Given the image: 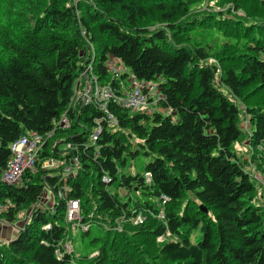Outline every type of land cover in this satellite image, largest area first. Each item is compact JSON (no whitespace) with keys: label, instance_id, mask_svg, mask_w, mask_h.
Here are the masks:
<instances>
[{"label":"trees","instance_id":"16d2710c","mask_svg":"<svg viewBox=\"0 0 264 264\" xmlns=\"http://www.w3.org/2000/svg\"><path fill=\"white\" fill-rule=\"evenodd\" d=\"M34 2L16 0L17 16L0 34V222L16 228L0 239V264H264V195L251 175L264 172V94L245 105V127L231 98L248 87L264 92V18L218 15L210 26L227 34L229 24L236 34L217 44L200 32L201 20L185 26L182 38L194 18L175 22L186 0H43L37 14ZM155 7L163 26L149 29ZM88 44L97 46L100 80L154 81L157 103L169 111L109 104L113 122L93 105L73 106ZM229 47L242 51L240 65L219 69L209 61ZM109 59L126 68L119 77ZM62 116L66 127L57 124ZM31 133L42 137L34 169L19 183L2 181L11 143ZM235 144L239 152L247 146L249 157ZM143 156L151 159L142 163ZM71 200L78 219L67 218ZM196 229L201 237L193 242Z\"/></svg>","mask_w":264,"mask_h":264},{"label":"rangeland","instance_id":"374dc122","mask_svg":"<svg viewBox=\"0 0 264 264\" xmlns=\"http://www.w3.org/2000/svg\"><path fill=\"white\" fill-rule=\"evenodd\" d=\"M15 1L16 0H2L1 1V5H2V8L3 10L5 9L7 12H8V15H9V18H5L3 19L4 21H2L1 19L3 18L4 16V13L2 16H0V34L3 33V30H2V24L5 22V20H9L11 18H14L17 16V14H11V11H12V8L15 4ZM43 0H35V2L31 5L32 10L37 13H39L42 9V5L40 4ZM77 1V0H76ZM29 2V1H28ZM29 4H31L29 2ZM182 5L185 7L184 9H182L177 17V21H175L177 24L179 23L180 25H182L181 22H183V24H185V21L186 20H190L191 18L192 21H190L189 24L187 25H184L182 28V31H180V33H183V36L182 38L183 39H186L185 38V35H184V32L186 31L185 29L183 30V28L185 26H189L190 29H192V25L191 23L195 22L196 21V25L199 26V21L201 20V24L202 27H200V32L202 34H206V35H214V38L218 43H221V42H224V38L227 36V37H231L230 34L234 35L235 33V30H234V26L232 25H229L227 24V26L229 27L230 29V32H228L227 34L224 32L223 29H218L217 27L215 26H210V25H213L210 21H215V17H217L219 15V17L221 19H228L229 17H233L235 19V21H240L242 20V16L244 17V15H250V17L252 16L254 19L252 20L253 22H251V20L249 21V23H255V21H261L263 18H264V0H186L185 3H182ZM22 6L25 7V5L22 3ZM189 11V15H186V13ZM78 12H80L79 14L81 15V9H78ZM158 13V10L156 9V7L154 8V12L152 13V15L150 17H148L147 19H145V21H147L146 23V26L149 28V29H152V28H155V27H158V26H163V22L158 20V18L160 17ZM35 14V15H36ZM257 25V24H256ZM252 26V24H251ZM8 27H6L7 29ZM13 29V22H11V27L9 30V33L10 34H14L15 32L12 31ZM198 29V28H197ZM242 31V34H243V30L241 29ZM250 32H258L260 31V28H249ZM236 34V33H235ZM194 36H197V38H200L198 37L199 36V32L197 31ZM231 39H233L231 37ZM198 41V43H201L200 40H196ZM231 42V41H230ZM185 42H183L184 44ZM97 51V46L95 45H87L86 48L82 49L81 51V55H84V59L87 58V55H88V52L90 53H95ZM242 51L240 50H235V47H229L225 50H218L217 53L214 55V54H210L211 57H209V61L216 64V66L219 68V69H224L225 67H230V66H233V67H237L238 65H240L241 63V60H238V59H235L236 57L239 56V54L241 53ZM4 55L1 54L0 52V57H2ZM112 63L110 64L111 66L115 67L116 69H120L121 71H124L126 70V68L124 67V65L122 64V62L120 61H116V60H110ZM81 73V71H80ZM79 75V74H78ZM78 77V76H77ZM129 77H132V76H129ZM77 79V78H76ZM132 79L134 78H127L125 80H120V84H123V85H129L131 82H132ZM78 87L76 88H81L82 86V83L80 84H77ZM75 88V89H76ZM255 88L257 90H255ZM75 89H74V92H75ZM154 94H155V97L159 96L160 94V90L157 89V88H154ZM224 92L227 93V91L225 89H223ZM152 92V91H151ZM81 93V89L78 91L75 92L74 94V97L72 98V105L76 103V99L78 97V95ZM229 96L230 94L227 93ZM263 90L262 89H258L257 87L254 86V88H250L248 87L242 97H231L233 98V100L237 103L239 109H240V123H241V126L242 127H245L246 125V119H245V105L247 104H250L258 99H263ZM151 98V97H150ZM147 107H145L147 109V111L151 112V111H160V112H163L165 113L166 111H169L168 109H166L165 107L159 105L157 103V100L156 98H154L152 101H150L149 99V102L146 104ZM245 141V140H244ZM245 143V142H244ZM236 146V150L238 149V145L235 144ZM238 151V150H237ZM242 152H239L238 153L241 155V157H244V156H248L249 157V152H250V149L247 147V146H243L242 147ZM244 153V154H243ZM151 158L148 157V156H143L141 157V161L142 163H146L150 160ZM55 163L54 160L50 159L49 161H46L44 163V165H53ZM248 164L250 166H253V168L256 166L254 163H250L249 160H248ZM143 166V165H142ZM142 169V167H141ZM261 171H259V169L255 170L252 172V176L255 177V175H258ZM262 173V172H261ZM119 193L121 195H124L125 194V190L120 188L119 189ZM125 196V195H124ZM126 197V196H125ZM71 202L68 204V207H67V212H68V209L70 207ZM77 211H78V215L76 214V216H73L72 218L76 217L75 219H78V216H79V206H78V202H77ZM0 208H1V205H0ZM143 215V214H141ZM158 216L161 217V213H158ZM145 219V215H143V218L141 221H136L135 222H142L143 220ZM74 220V219H73ZM17 223H21L23 221V219H21V217H19L17 220ZM77 221V220H76ZM77 225V222L73 221L72 223V233L74 236H77L78 233V229L75 227ZM118 225V224H117ZM100 226V225H99ZM93 227V226H91ZM117 227V226H116ZM89 228V225H85L83 226V230H86ZM101 228V226H100ZM15 227H13L12 225H9V224H6V223H2L0 222V239H5L6 237L8 238L9 236L13 235L15 233ZM117 229H120V226L117 227ZM201 235V232L199 229H196L191 235H190V240L195 242L197 240L200 239V236ZM78 238V236H77ZM76 238V239H77ZM162 239V237L158 236L157 237V240H160ZM68 242V240H67ZM77 243V241H76ZM64 246L67 248V250L69 251L71 248V244L68 242V243H64Z\"/></svg>","mask_w":264,"mask_h":264},{"label":"built area","instance_id":"2783aa9c","mask_svg":"<svg viewBox=\"0 0 264 264\" xmlns=\"http://www.w3.org/2000/svg\"><path fill=\"white\" fill-rule=\"evenodd\" d=\"M93 59L94 53L88 52L84 67L76 79L75 88L78 87L77 84L80 83H82V86L80 88L81 93L78 95L75 105H93L103 111L107 120L116 122L108 110L109 104L119 105L130 110H137L147 107L146 104L149 102V99L152 101L154 98L157 100L160 97V94L155 97L153 90L154 88L158 89V85L154 81H142L134 78L129 85L120 84L118 81V85H115L111 81L100 80L98 75L94 72ZM110 60L113 59H109L106 62L108 70L113 78L119 77V74L123 71L111 66L110 64L112 62ZM80 89L76 88L75 92ZM75 105L73 104V106ZM57 124L66 127L68 125V119L62 116ZM96 124V129L91 134L92 141H95L100 132L99 122L96 121ZM41 140L42 137L40 135L31 133L29 136L21 135L17 140L11 143L10 157L7 161L6 168L1 174L2 181L12 184L19 183L25 170L34 169L36 153L41 146ZM145 175L146 179L149 180V173L147 172ZM254 178L259 181L264 195V172L255 175ZM70 202L72 205H70L68 209L67 218L73 220L77 217L76 214L78 215L77 201L71 200ZM73 216L76 217L72 218ZM142 218L143 215L138 214L135 220L141 221ZM160 237H162V239L164 238L163 236Z\"/></svg>","mask_w":264,"mask_h":264},{"label":"water","instance_id":"95a60500","mask_svg":"<svg viewBox=\"0 0 264 264\" xmlns=\"http://www.w3.org/2000/svg\"><path fill=\"white\" fill-rule=\"evenodd\" d=\"M202 208H203V210H205V207L204 206H202Z\"/></svg>","mask_w":264,"mask_h":264},{"label":"bare ground","instance_id":"6f19581e","mask_svg":"<svg viewBox=\"0 0 264 264\" xmlns=\"http://www.w3.org/2000/svg\"><path fill=\"white\" fill-rule=\"evenodd\" d=\"M254 178V177H253ZM260 185V184H259ZM167 233H169V232H167Z\"/></svg>","mask_w":264,"mask_h":264}]
</instances>
